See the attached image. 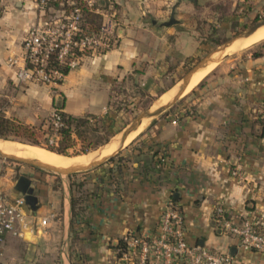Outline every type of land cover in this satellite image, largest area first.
<instances>
[{"label": "crops", "instance_id": "crops-1", "mask_svg": "<svg viewBox=\"0 0 264 264\" xmlns=\"http://www.w3.org/2000/svg\"><path fill=\"white\" fill-rule=\"evenodd\" d=\"M134 1L141 11L128 14L124 27L114 29L112 46L83 54L78 67L52 88L17 83L22 41L38 13L32 0H3L2 113L37 125L56 104H62L70 115L103 118L109 113L117 83L133 79L156 87L186 68L200 53L192 9L201 0ZM171 1L177 3V23L157 25L156 21L168 17L148 22L145 11L158 9L163 16L167 8L156 4ZM214 63L216 67L203 75L187 99L172 111L152 117L127 146L109 154L112 159L86 170L76 188L26 166L0 163V189L10 197L17 196L14 183L19 175L27 176L36 197L33 221L47 218L41 233H27L22 238L5 235L1 262L115 264L122 237L128 232H156L160 210L172 198L183 210L186 242L233 252L239 264H264V250L238 251L235 241L219 231L212 219L218 202L235 217L250 215L264 203V127L255 113L264 98V50L257 56L245 53ZM183 76L165 91L178 87ZM115 141L119 147L120 138L112 143ZM104 150L105 146L94 159L104 157H99ZM233 170L242 178L235 177Z\"/></svg>", "mask_w": 264, "mask_h": 264}, {"label": "built area", "instance_id": "built-area-1", "mask_svg": "<svg viewBox=\"0 0 264 264\" xmlns=\"http://www.w3.org/2000/svg\"><path fill=\"white\" fill-rule=\"evenodd\" d=\"M52 1L33 0L38 18L22 41L21 63L15 70L19 84L40 83L55 88L63 82L68 72L78 67L83 54L105 51L114 43H110V38L106 37V34L114 32L111 19L104 21L96 34H87L85 14L75 3H72L69 14L46 18V10ZM255 113L264 127V98ZM49 121L52 130L49 142L53 143L63 125L55 107L49 114ZM232 174L238 179L242 178L237 170H233ZM212 219L219 231L235 241L234 246L238 251L264 250V203L250 215L235 217L218 202L212 210ZM46 225V217L33 221L22 194L10 197L0 189V245L7 234L22 238L27 233L43 232ZM184 232L183 210L170 198L160 210L156 232H128L122 237L117 246L115 264H239L236 255L228 251L189 244ZM0 264H3L1 259Z\"/></svg>", "mask_w": 264, "mask_h": 264}, {"label": "rangeland", "instance_id": "rangeland-1", "mask_svg": "<svg viewBox=\"0 0 264 264\" xmlns=\"http://www.w3.org/2000/svg\"><path fill=\"white\" fill-rule=\"evenodd\" d=\"M72 3L79 5L85 14L87 34H96V32H98V24L101 25L104 21L109 19H111L114 23L113 29L124 27V22L128 19V14H137L141 11L138 3L134 0H121V3H117L116 0H53L50 3L49 8L46 10V18L51 19L62 14H69ZM141 5L143 6V3H141ZM156 5L155 6L157 8L161 6L167 8V13L162 16L158 14V9L151 10V12L145 11V15H143L148 22H150L153 18H157L159 20L167 18L172 1L167 5ZM88 13H91V15L89 16ZM192 15L196 19L195 35L197 36L198 43L201 45L198 56L191 60L186 68L180 69L178 72L175 71L173 73L174 76H170V78L167 77L165 80L159 82L156 87L149 88L133 79H124L120 83H117L109 101V113L103 118L96 115H92L93 117L89 118L90 124L88 127L91 129L85 134L87 135L88 142H81L79 139H76L74 144L66 150L68 154H57L69 157L73 159V162H75L78 159L86 157L87 153L101 150V148L106 146L112 140L120 138L122 131L130 126L141 112L149 108L155 109L159 106V104L161 105L159 98L170 83H174L177 78L180 80V78L186 74L191 67L198 63L211 50L224 44L233 37L246 32L250 27L262 21L264 19V0H201L198 7L192 9ZM106 35V37L110 38V43L114 42V32ZM263 49L264 39L250 46H236L233 51L230 52H218L215 56L219 58V61H225L227 58L244 55L245 53L262 51ZM86 51H89V49H86ZM208 72L209 71H204L200 75L197 83L201 80L203 75ZM40 85L43 86V84ZM190 90H188L187 94L181 96L160 114L175 109L180 103L187 99L188 95L191 93ZM170 99H172V97ZM101 119L105 120L106 128L101 123ZM151 119L152 118L146 119V124L143 126L144 128L147 127ZM46 126L47 125H45L44 129H47ZM39 138L43 143L42 137L40 136ZM0 140L4 142H17L26 145H34L26 140H23V138L13 136L12 134H10L8 138H0ZM131 141L127 142L124 147ZM118 143V141L112 143L109 146L110 150L116 149L118 147ZM37 146L45 148L42 145ZM121 149L117 148L114 154ZM76 152L79 154H76ZM0 163L9 164L16 168L21 166L29 167L43 174L54 176L58 183L70 184L74 188L82 182V177L86 175V170L69 174H58L30 164L13 161L2 156H0ZM1 173L2 171H0V174Z\"/></svg>", "mask_w": 264, "mask_h": 264}, {"label": "water", "instance_id": "water-1", "mask_svg": "<svg viewBox=\"0 0 264 264\" xmlns=\"http://www.w3.org/2000/svg\"><path fill=\"white\" fill-rule=\"evenodd\" d=\"M177 3L175 2L171 8H170V13L167 19L163 21H158L157 25L160 27H168L174 23L178 22V19L175 17V8H176ZM264 25V19L252 27H250L246 32L239 34L238 36L233 37L232 39L228 40L222 45L217 46L213 50H211L209 53L205 55L198 63H196L193 67H191L186 74L183 76L181 84L177 87V90L175 91L172 99L164 104L159 105L155 109H146L143 112H141L135 121L128 126L126 129H124L121 133L120 136V144L118 148H122L124 146V142L127 138V136L138 129V127L141 125L143 120L155 117L156 115L160 114L163 110L166 108L170 107L177 99H179L181 96H183V92L186 89L188 82L191 78V76L198 71L199 69L203 68L205 65L213 62L219 61V58L215 56L216 53L221 52L224 53L225 49L229 47L236 39L238 38H245L251 35L258 27ZM104 148V147H103ZM101 148V149H103ZM57 153V152H56ZM0 156L11 159L13 161H19L23 162L26 164L33 165L35 167L45 169L48 171H52L58 174H69L73 172H78V171H85L88 170L92 167H95L96 165L102 163L109 157H102L100 159H94L88 164H75L69 167L61 168V167H55L51 164H47L44 162H41L37 159L34 158H25V157H20L17 155H12V154H5L2 151H0ZM112 156V155H111ZM14 188L18 193L22 194L24 197V200L26 204L30 207L32 214L35 215V210H36V197L34 196L33 189L30 186V179L25 176V175H19L14 183ZM234 249H232L233 251ZM233 255V252H231Z\"/></svg>", "mask_w": 264, "mask_h": 264}, {"label": "trees", "instance_id": "trees-1", "mask_svg": "<svg viewBox=\"0 0 264 264\" xmlns=\"http://www.w3.org/2000/svg\"><path fill=\"white\" fill-rule=\"evenodd\" d=\"M88 15L90 16L91 13H88ZM99 27L100 24H98L97 31L99 30ZM87 53L89 52H86V54ZM260 54L261 51H255L252 53L254 56ZM54 107L58 111L63 125L59 129L58 138H56L53 143L49 142L51 137V124L49 116L37 125H30L17 119L6 117L4 113L0 112V138H8L10 134H12L13 136L23 138V140H26L34 145H42L48 150L65 155L68 154L66 150L74 144L76 139H79L81 142H88L87 135L85 134L91 129L88 127L90 124L89 118L93 116L70 115L63 111L62 104H56ZM100 121L106 128L105 120L101 119ZM45 125H47V129H44ZM40 136L42 137L43 143L40 141ZM76 154L79 153L76 152ZM112 158L113 157L109 158V160Z\"/></svg>", "mask_w": 264, "mask_h": 264}, {"label": "bare ground", "instance_id": "bare-ground-1", "mask_svg": "<svg viewBox=\"0 0 264 264\" xmlns=\"http://www.w3.org/2000/svg\"><path fill=\"white\" fill-rule=\"evenodd\" d=\"M263 39H264V25L258 27L248 37L236 39L229 47H227L225 49L224 52L233 51V49L236 46H244V47L250 46V45L257 43ZM215 64L216 63H209V64L205 65L204 68H201L198 71H196L191 76V78L188 82V85H187L186 89L184 90V94L187 93L188 90H190L197 83V81L200 78V75L204 71H210L214 67ZM176 90H177V85L174 86L172 89L170 88L168 91H165L164 93H162V95L159 98L160 103L164 104V103L168 102L170 100V98L173 97ZM145 124H146V120H143L141 125L138 127V129L131 132L127 136L126 142L131 141V139H133L142 130V127L145 126ZM114 140H112L110 143H108L105 146V150L101 152L99 157H102V156L109 157V154L114 153L115 150H113V149L110 150V148H109V146L112 144V142ZM0 151H2L5 154H18L17 156H20V157L34 158V159H37L41 162L51 164L55 167H61V168L69 167V166H72L75 164H83V165L88 164L94 159V157L99 155L98 154L99 151H92V152L87 153L86 157H83V158L78 159L75 162H73V159H71L69 157L57 154L55 152H52L50 150H47V149L42 148V147L37 146V145H26V144H21V143H17V142H4L1 140H0Z\"/></svg>", "mask_w": 264, "mask_h": 264}]
</instances>
